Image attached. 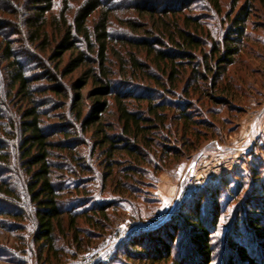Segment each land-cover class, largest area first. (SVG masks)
Returning a JSON list of instances; mask_svg holds the SVG:
<instances>
[{
    "label": "rangeland",
    "instance_id": "rangeland-1",
    "mask_svg": "<svg viewBox=\"0 0 264 264\" xmlns=\"http://www.w3.org/2000/svg\"><path fill=\"white\" fill-rule=\"evenodd\" d=\"M85 1L54 0L52 12L47 13V42L44 36L35 42L30 40L31 30L25 18L33 17L36 13L28 6V0L20 2L16 16L0 11V264H152L142 253L148 251L153 254L156 243L151 237L159 233L165 223L174 229L177 227L176 239L171 242L170 259L154 264H173L174 260L204 264L193 255L194 252H190L189 225L183 218V214H189L196 205L200 206L201 214L210 222L214 249L211 264H226L230 256L226 248L227 237L235 235L238 227L243 233H250L249 237L254 243L255 233L247 219L250 214L258 213L252 198L264 192V75L261 74L264 73V2L219 0L218 12L211 0L142 1L144 7L149 5L150 11L155 13L151 19L157 18L159 11L168 9V5L185 6L183 14L200 19L202 29L213 34L215 39L221 38L232 17L244 5L247 7L249 15L245 29L251 39L247 40L240 56L247 59L253 73H247L240 83L243 85L240 94L244 96L240 98L238 107L228 109L226 105L215 104L212 95L204 97L206 100L201 104L199 93L183 92L184 82L177 88L170 87L169 83H166V90L160 88L148 77H143L142 71L134 72L128 55V51H134V47L129 44L122 46L115 41L109 44L112 49L108 52L106 64L112 71V91L121 90L127 94L123 95V98L127 97L123 102L129 109L140 110L144 116L154 120V116L146 112L150 100H138L132 96L134 94L128 93L134 90L139 95L151 96L148 98H152L153 103L165 104L163 115L167 119L166 125L181 126L184 119L179 113L189 105L191 113L195 112L199 117L203 115L204 123L209 121L211 127L214 126V133L209 132L208 137L214 135L215 138H200L191 149L192 140L188 142L183 137L184 144L179 136L170 138L167 131L161 128L162 124L156 121L157 129L146 132L152 146L145 150L146 159L141 163L134 161L135 156L121 149L116 150L108 143L101 145L94 127L84 129L81 120L75 119L73 95L77 91L83 93L82 107L87 114L96 99L94 95L100 94L99 87L91 79L83 89L73 86L81 80L88 66H81L62 76L65 62L75 52H66L60 60L58 57L52 58L62 34L59 31L64 25L62 14L67 18L66 22L71 23V16ZM105 1L106 7L114 14L110 24L112 38H134L133 34L139 32H134L119 19L132 17L137 20L138 14L129 8L140 0ZM98 14H95L96 19ZM146 18L151 21L147 15ZM206 40L204 50L211 45L210 40ZM6 42H10L15 49L25 73L38 79L32 86L38 91L34 95L37 99L35 105L44 113L41 120L46 133H52L53 125L66 129V134L55 133L50 135V140L59 142L69 137L75 143L71 150L55 146L51 149L50 170L52 181L64 188L59 198L61 204L70 207L73 215L86 211L85 216L77 219L86 230L78 234L79 248L69 241L70 238L59 234L56 243L57 251L60 250L58 256L53 252L48 253L37 236L38 206L28 189L32 176L22 166L20 149L24 133L22 117L30 104L22 100V94L12 90L11 68L9 62L3 60ZM44 42L47 43L45 48ZM83 45L81 49L96 56ZM144 53L140 50L136 58L150 64V72H156L150 57ZM193 53L197 59L200 57L199 51ZM59 61V70H56L55 65ZM47 71L56 80L43 78L42 74ZM157 75L160 76L158 71ZM251 82L252 88L245 91ZM59 84H62L65 95L46 90L51 85L57 87ZM213 93L217 94L216 91ZM105 95L108 108L103 115L104 127L109 133L124 139L113 95ZM196 129L206 131L207 127L197 124ZM153 147L160 152L163 147L165 152L154 153ZM129 168L132 171L129 179H126V169ZM98 207H106L110 220L93 212ZM63 217L67 219L66 215ZM75 233L72 230L69 237ZM158 235H161V240L166 237V233ZM131 238H142V244L126 247ZM261 248L264 250L263 246Z\"/></svg>",
    "mask_w": 264,
    "mask_h": 264
},
{
    "label": "trees",
    "instance_id": "trees-1",
    "mask_svg": "<svg viewBox=\"0 0 264 264\" xmlns=\"http://www.w3.org/2000/svg\"><path fill=\"white\" fill-rule=\"evenodd\" d=\"M21 1L23 0H0V11L16 16L19 13L18 5ZM140 1H136L134 6L129 8L138 14L137 20L131 19L132 17H127L125 20L121 19V17L119 19L121 23L127 25L134 32H139L134 33V38L129 39L121 38L115 40L112 38L110 24L114 14L111 9L106 7L107 2L105 0H86L83 2L79 5L75 14L71 16V23L69 24L66 22L67 18L62 14L64 25L62 29H59L62 34L54 47L52 58L58 57L60 60L66 52H75L74 56L65 62L62 76L73 72L81 66H88L81 80L74 83L73 86L83 89L87 81L91 79L100 89V94L94 95L96 99L93 102L91 111L87 114L84 113L82 107L83 93L77 91L73 95L72 98L75 100L73 105L76 112L75 119L81 120L84 129L94 127L96 134L100 137L101 145L108 143L116 150L121 149V151L135 156L134 161L144 163L143 160L146 159L145 150H149L152 146V142L148 141L146 132L155 131L158 127L156 123L162 124L161 128L167 131L170 138L171 136H179L182 141L183 137L188 142L192 140L191 149L200 138H215L213 137L214 135L208 137L209 132L214 133L212 130L214 126L211 127L209 121L204 123L203 115L199 117L197 113H191V106L189 105H187L184 111L179 113V116L184 119L181 126L175 125L171 127L170 125H166L165 120L167 119L163 115L166 108L165 104L153 103L151 102L152 98H148L151 96H147V94L145 96L143 94L139 95L134 90L128 93L130 95L134 94L132 96L138 100H150L148 101L149 105L146 112L149 115L152 114L154 120L152 117L149 119L150 117L144 116L140 110L129 109L127 104L123 102L127 98H123V95L127 96V94L121 90L112 91L114 89L110 77L112 71L106 64L108 63V52L112 49L109 47V44L112 41L120 43L122 46L129 44L131 47H134V51H128L134 72L142 71L143 77H148L158 87L165 90L166 83H169L172 88H177L180 83L184 82L183 92L186 94L199 93L198 98L201 104L206 100L204 97H211L210 95H212L215 104L226 105L228 109L233 106L238 107L237 104H239L240 98L244 96L240 94V88L243 86L240 83L247 77V73L251 74L253 70L250 69L247 59H242L240 56L243 52L242 50L246 47L247 40L251 39L250 34L245 29L249 15L245 5L239 13L232 17L231 24L226 27L221 38L215 39L213 34L202 29L200 19L183 14L185 6L181 8L177 5H168V9L159 11L160 14L155 20L151 19L155 17V13L150 11V6L144 7L142 5V1L149 0ZM211 1L219 12V0ZM259 2H264V0H259ZM27 3H29L28 6L34 9L36 13L33 17L25 18V22L31 30L30 40L35 42L36 39L44 36V40L46 39L47 42V13L52 12L54 0H28ZM97 12L100 14H98L96 19L95 14ZM146 15L151 21L146 18ZM206 39H209V44H211L208 50H204ZM46 42H44L43 48L47 46ZM83 43L87 46V50L91 52L90 54L94 52L96 56L89 55L86 50L81 49L84 46ZM3 50L5 52L3 60L8 61V66L11 68L12 90L14 89L17 91L16 93L22 94V100L30 104V107L25 110L22 117L21 127L24 133L20 149L22 153V166L32 176V181L28 183V189L32 200L38 206L36 218L38 220L39 234L37 236L43 241V246L45 250L47 249L48 253L53 252L55 256H58L60 250L57 251L56 243L59 234L70 238L69 241L79 248L78 234L86 230V228L79 225L77 220L80 216H85L86 211L83 210L80 214L73 215L70 207L61 204L59 198L64 188L59 187L52 181V171L50 170L51 149L55 146L62 150H71L75 146V143L69 137L59 142H52L50 140V135L55 133L66 134V129L53 125L51 126L52 133H46L41 120V115L44 113L40 112L35 105L37 104V99H35L34 95L38 91L35 89V86H32V83L38 79L33 77V75L25 73V67L23 68V64L19 61L15 49H13L10 42L5 45ZM140 50L145 52L146 57H150L151 64L154 65L153 67L156 72H150V64L147 65L146 62L142 63L140 59L136 58L137 52ZM194 51L200 52L198 59L194 55ZM60 63L61 61L55 65L56 70H59ZM234 66L235 68H233ZM157 71L160 73V76L157 75ZM261 74L264 75V73ZM42 77L51 81L56 80L52 75H49L48 71L43 73ZM251 85L253 86V82L246 86L245 91ZM46 90H52L59 95H65L62 84H59L57 87L51 85ZM210 91L212 92L211 94L209 93ZM213 91H216L217 94L213 93ZM109 93L113 95L116 103L118 121L121 123V132L124 139L109 133L104 127L103 115L108 108V100L104 95L106 94L105 96H107ZM197 124L206 126L208 131L196 129ZM191 137H194V139H191ZM177 140L179 141L180 139ZM122 141L123 144L121 143ZM152 150H155L154 153L160 154L165 152L163 147H161V152L158 151L157 147L155 149L153 147ZM142 151L143 157H141ZM131 171L132 168L126 169V179H129ZM124 186H126V183ZM125 192H127V188ZM261 194L252 198L256 202L255 208L258 210V213L250 214L247 219L248 225L255 233L254 243L253 239L249 237L250 233H243L238 227L237 234L235 233V235L232 234L227 237L226 248H228L230 256L226 264H264V250H261V247H264V192ZM93 212L100 214L104 219L110 220L106 207H98ZM64 215L67 216V219L63 217ZM183 215L187 225H189L188 242L191 245L190 252H194L193 255L201 262L203 261L204 264H211L213 262L211 256L214 249L211 243L210 222L206 216L204 217L201 214V209L198 205L189 214ZM165 224V226L162 224L164 227L159 233L151 237L155 241L154 243H156V246H153V254L148 251L142 253L146 255L145 258L152 264L156 262L164 263L170 259L171 242L176 239L177 227L175 225L176 229H174L170 225L167 226V223ZM72 230L76 233L69 237V233ZM162 233H166V237L161 240V235L158 234ZM141 240L142 238H131L128 240L126 247L136 244L140 245L142 244ZM143 249L145 250L146 248ZM173 264H186V262L174 260Z\"/></svg>",
    "mask_w": 264,
    "mask_h": 264
},
{
    "label": "water",
    "instance_id": "water-1",
    "mask_svg": "<svg viewBox=\"0 0 264 264\" xmlns=\"http://www.w3.org/2000/svg\"><path fill=\"white\" fill-rule=\"evenodd\" d=\"M168 215H169V214H167V216H168ZM167 216H166V217H167ZM163 221H164V220H162L161 222H163ZM161 222H159V224H160ZM150 227H152V225H151Z\"/></svg>",
    "mask_w": 264,
    "mask_h": 264
},
{
    "label": "crops",
    "instance_id": "crops-1",
    "mask_svg": "<svg viewBox=\"0 0 264 264\" xmlns=\"http://www.w3.org/2000/svg\"><path fill=\"white\" fill-rule=\"evenodd\" d=\"M172 191H173V187H172V189H171V193H172Z\"/></svg>",
    "mask_w": 264,
    "mask_h": 264
}]
</instances>
